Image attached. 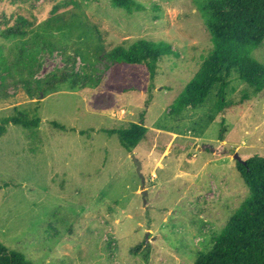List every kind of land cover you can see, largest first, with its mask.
Wrapping results in <instances>:
<instances>
[{
	"label": "rangeland",
	"instance_id": "rangeland-1",
	"mask_svg": "<svg viewBox=\"0 0 264 264\" xmlns=\"http://www.w3.org/2000/svg\"><path fill=\"white\" fill-rule=\"evenodd\" d=\"M135 1L131 12L111 0L7 8L35 23L30 38L51 45L36 79L58 72L79 82L29 97L0 74V123L15 107L41 119L0 138V243L32 264H195L249 195L234 156L264 157V90L236 74L223 111L217 88L203 106L175 112L213 48L196 1ZM139 40L172 47L153 82L144 68L101 58ZM253 56L264 65V43ZM144 112L148 131L132 153L103 132Z\"/></svg>",
	"mask_w": 264,
	"mask_h": 264
},
{
	"label": "trees",
	"instance_id": "trees-1",
	"mask_svg": "<svg viewBox=\"0 0 264 264\" xmlns=\"http://www.w3.org/2000/svg\"><path fill=\"white\" fill-rule=\"evenodd\" d=\"M38 0H0V74L7 82L13 78L20 82L29 97L36 91L47 93L67 86L77 91L79 82L65 73H54L43 80L36 73L51 45L45 39L38 42L34 34L35 23L25 15L9 14L7 8L14 5L32 6ZM114 7L133 11L140 8L135 0H111ZM206 19L213 48L205 58L201 70L186 85L177 99L175 112L180 113L189 106H203L210 95L220 91V111L225 103L224 90L229 79L236 74L239 80L257 93L264 90V65L254 58L253 53L264 43V0H195ZM52 28V26L50 27ZM172 53L165 43L139 40L129 45H119L103 57L110 66L144 68L153 82L159 62ZM154 85L152 84L151 87ZM4 95L0 98H6ZM41 119L15 107V113L0 123V138L15 125L24 129L40 126ZM53 125L61 130L65 127ZM73 131H75L73 129ZM145 112L140 121L128 128L103 130L117 135L121 146L132 153L145 138ZM224 141L225 129L220 131ZM83 134L82 132H80ZM244 163L237 162V170L249 190L242 206L234 212L222 229L214 246L203 252L195 264H264V157L254 156ZM0 264H32L20 252L0 243Z\"/></svg>",
	"mask_w": 264,
	"mask_h": 264
},
{
	"label": "water",
	"instance_id": "water-1",
	"mask_svg": "<svg viewBox=\"0 0 264 264\" xmlns=\"http://www.w3.org/2000/svg\"><path fill=\"white\" fill-rule=\"evenodd\" d=\"M132 159H133V163H134V165L136 166V171H137V173H138V175H139V177L142 179V185H143V187L145 186V178H144V175H143V173H142V169H143V165H142V163L140 162V160L139 159H137V157L133 154V156H132ZM234 159L237 161V162H239V163H244L245 161L242 159V157H240L238 154H236L235 156H234ZM147 194V191L145 190L144 191V196Z\"/></svg>",
	"mask_w": 264,
	"mask_h": 264
}]
</instances>
